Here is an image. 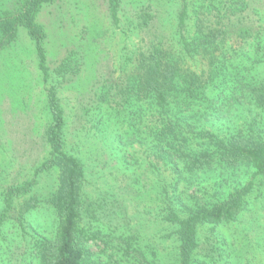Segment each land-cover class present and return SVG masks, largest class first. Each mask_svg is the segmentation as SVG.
Masks as SVG:
<instances>
[{"label":"rangeland","instance_id":"rangeland-1","mask_svg":"<svg viewBox=\"0 0 264 264\" xmlns=\"http://www.w3.org/2000/svg\"><path fill=\"white\" fill-rule=\"evenodd\" d=\"M24 2L0 0V12L7 16L0 25V211L6 196L11 202L0 225V264H41L34 242L39 236L51 237L55 227L54 210L46 198L56 185L57 171L38 170L50 156L45 130L51 119L46 94L51 83L65 113L66 148L83 160L90 173L86 190L92 198L114 201L112 208L117 213L112 222L121 225L125 221L127 229L120 230H127V235L137 239L146 251L140 255L131 250L136 259L121 261L120 248L125 243L119 239H112L108 245L92 243L90 250L99 255V264H144L152 256L161 260L158 264H169L173 236L164 237L165 222L157 211L166 172L161 162H157L160 172L154 168L156 161L151 152H146L142 136L123 133V150L118 153L116 132L122 130V115L107 112L98 97L104 86L119 82L124 72L133 70L134 63L126 57H138L156 41L176 44L174 22L179 0H119V25L111 21L108 0H53L42 4L34 20L45 33L50 72L45 82L35 42L17 17ZM149 2L156 18L142 29L131 26L134 23L129 21L143 14V5ZM225 11L231 29L223 43L231 63L211 89L217 92L226 88L227 93L235 88V100L240 90L264 78V0H189L186 28L188 35H193L200 18L219 20L218 15ZM241 30L247 37L238 35ZM202 55L195 57L201 59ZM63 61L66 66L62 72L67 73L57 76L56 68ZM191 62L196 70L202 67L200 60ZM238 106L228 107L235 113ZM255 117L264 138V113ZM98 120L102 123L99 131ZM208 176H213V171ZM25 186L31 190L12 192ZM204 191L202 197H212L211 183ZM34 199L37 206L25 210L26 203ZM247 200L245 209L230 222L198 226L196 256L201 264L209 262V246L233 254V264H264V184L255 185ZM216 258L215 263L208 264H226V258Z\"/></svg>","mask_w":264,"mask_h":264},{"label":"trees","instance_id":"trees-1","mask_svg":"<svg viewBox=\"0 0 264 264\" xmlns=\"http://www.w3.org/2000/svg\"><path fill=\"white\" fill-rule=\"evenodd\" d=\"M52 1L25 0L17 12L35 42L44 82L50 79L45 33L34 19L41 5ZM119 4V0H108L114 25H119L120 21ZM142 10L143 14L129 19L134 23L131 26L142 29L156 18L150 2L143 5ZM5 17L6 12H0V25ZM189 18V0H179L174 22L176 44L156 41L138 57H126L128 62L134 63L133 70L124 72L119 82L104 86L98 97L107 106V112L122 115V130L116 132L118 153L123 150V133L142 136L146 152H151L156 161L154 168L160 172L157 162H161L162 171L166 172L161 206L157 211L165 222L164 237L173 236V256L169 264H201L196 256L198 226L230 222L247 206L251 189L264 184V138L255 117L264 113V78L240 90L235 100V88L227 93L226 88L212 91L215 80L231 63L230 53L223 43L231 29L229 18L226 21V11L220 12L219 20L200 18L194 34L188 35ZM238 35L247 37L244 30ZM201 52L203 58L197 59L195 55ZM196 60L202 64L199 70L192 67L191 61ZM65 66L66 61H63L56 68L57 76L67 73L62 72ZM55 87L51 83L46 88L51 119L45 135L50 156L38 166V170L55 168L57 171L56 185L46 198L54 210L55 227L51 237L39 236L34 242L41 264H99V255L90 250L91 244L108 245L114 238L125 243L122 249L119 247L121 261L136 259L131 250L146 254L137 239L127 235V230H120L127 229L125 221L121 225L112 222L116 219L113 214L117 213L112 208L114 201L108 202L106 197L92 198L86 190L90 173L83 160L66 148V118ZM231 104H239L237 112L229 109ZM100 121L96 123L97 131L102 124ZM113 141L115 143L116 139ZM124 166L128 169L127 164ZM212 171L213 176H208ZM202 176H208L209 182H206L208 177ZM210 183L212 197L204 198L200 193H205ZM27 190L31 188L16 187L12 192L18 194ZM37 203L36 199L31 200L25 210L35 208ZM10 208L11 202L6 196L0 211V225ZM144 248L148 249L146 245ZM209 250L206 260L209 258L210 263H215L218 257L226 258V264H233V254H223L215 246H209ZM158 262L161 260L152 256L144 264Z\"/></svg>","mask_w":264,"mask_h":264}]
</instances>
